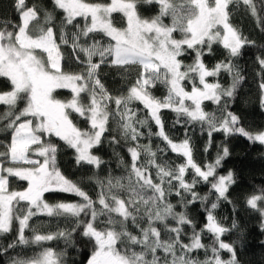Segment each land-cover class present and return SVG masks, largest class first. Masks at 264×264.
I'll return each instance as SVG.
<instances>
[{
  "label": "snow or ice",
  "instance_id": "obj_1",
  "mask_svg": "<svg viewBox=\"0 0 264 264\" xmlns=\"http://www.w3.org/2000/svg\"><path fill=\"white\" fill-rule=\"evenodd\" d=\"M52 3L54 9L64 14L58 38L52 13L45 11L43 24H38V10L35 5L27 6L26 0H15L18 22H0L3 24L0 78L10 84L8 91L0 92V104L7 106L2 117L7 121L4 128L10 133V142L4 143L5 151H0V234L10 233L14 222L18 224L17 237L7 248L59 238L69 242L72 233L82 228V236L92 243L87 264H239L233 245L221 239L229 229L214 215L218 202L228 200L226 194L234 183L232 171L217 175L221 161L229 155L228 148L224 147L223 154H218L214 162L200 165L193 158L189 138L185 136L181 142H174L167 135L160 115L162 109H171L177 113V123L181 122L180 116H186L189 122L207 124L209 143L213 132L222 131L225 137L239 134L264 144V131L252 133L240 126L239 117L227 110L226 103L219 117L203 107L204 101L220 105L225 97H232L243 79L232 58L240 56L241 49L251 42L229 22V5L239 0H110L107 3L52 0ZM140 3L158 4V14L150 19L142 18ZM243 3L251 7L255 16L252 0ZM114 13L122 14L126 27L116 26ZM165 17L171 18L170 24L164 23ZM77 18L84 20L82 26ZM257 19L260 23V18ZM69 26L76 29L71 41ZM177 32L180 38L173 35ZM101 34L102 38L96 39ZM103 37L108 38L107 43ZM69 44L75 60L82 66L78 73L63 69L61 45ZM213 44L222 45L228 59L209 69L202 57L205 47L211 52ZM189 50L195 53L194 60L185 65L181 57ZM96 56L100 57L99 62L93 60ZM258 61L264 69V57H258ZM105 63L120 68L140 67L126 95L112 97L104 88L99 69ZM222 71L232 76L230 87L206 79L217 77ZM157 82L168 89L162 99L151 92ZM184 82L192 85L191 91L186 90ZM260 88L264 93V81ZM58 89L70 90L71 98L58 99L55 95ZM83 93L88 94V103L83 102ZM113 101L114 110L110 108ZM21 102L24 107L19 108ZM135 102L147 110L143 118L140 109L132 106ZM261 105L264 106V94ZM73 113L84 118L89 127H78L72 119ZM111 120L118 125L121 138L134 144L128 147L131 167L126 183L124 178L111 177L106 185L98 181L101 190L94 201L62 174L57 166L59 145L51 137H57L75 151L77 165L99 167L101 159L90 150L103 142ZM151 122L157 126L155 133ZM145 127L149 137L161 138L173 153L184 158V163L172 166L166 160L158 162L151 144L139 143ZM45 136L49 137L47 141ZM111 143L118 144L119 140L112 137ZM142 152L146 164L140 163ZM150 168L156 169L155 181ZM189 169L195 173L190 183L185 179ZM12 178L25 181L26 187L11 190ZM201 181L210 185L209 194L203 197L194 190ZM213 191L217 194L216 201L208 206ZM52 192L74 194L81 199L75 203H49L45 194ZM173 192L180 198L178 205L168 199ZM198 200L206 213V223L200 231L187 212L188 205ZM246 203L264 217V189L249 196ZM178 206L182 210L178 211ZM39 215L66 221L74 218L75 226L71 231L41 234L30 225V220ZM129 224L137 229L135 233ZM186 225L192 229L187 243L183 239ZM232 227H236L235 221ZM29 228L33 232L31 238L25 235ZM205 231L214 237L211 245L202 243ZM198 249L205 250L203 261L190 255ZM221 250L230 253V258L222 259ZM65 255L64 251L56 252L48 247L31 257L12 258L10 264H64Z\"/></svg>",
  "mask_w": 264,
  "mask_h": 264
},
{
  "label": "trees",
  "instance_id": "obj_2",
  "mask_svg": "<svg viewBox=\"0 0 264 264\" xmlns=\"http://www.w3.org/2000/svg\"><path fill=\"white\" fill-rule=\"evenodd\" d=\"M89 2L107 3L110 0H89ZM252 4L256 7L255 16L252 14L251 7L245 5L243 0L229 5V22L246 41L251 42L246 43L241 49L240 56L232 58L236 65V70L239 71L243 79L240 80L235 88L232 97H225L220 105L214 104L211 101H204L203 107L206 112L219 117L223 110V105L226 103L227 110L239 117L240 126L253 133L261 131L264 128V106L261 105L262 91L260 88L261 82L264 81V69L261 68L258 61V57H264V0H252ZM26 5L29 7L36 6L40 15L38 24H43L45 11L52 13L58 38L64 14L61 10L54 9L52 0H26ZM158 12L159 5L156 3L139 4V13L142 18L150 19L156 16ZM258 17L260 18V23H258ZM113 18L116 26L126 27V19L122 14L114 13ZM18 20L19 17L15 11V0H0V22H18ZM77 21L81 26L84 24L82 18H77ZM164 23L170 24L171 18L165 17ZM0 27H3L2 23H0ZM75 30L72 26H69L68 38L70 41L72 32ZM173 35L176 38H180V33L178 32ZM101 38L102 34L96 36V39ZM83 39L82 37V42ZM107 40V37H103L104 43H107ZM91 42V39H89L88 43ZM61 51L64 56V71L72 73L80 72L82 66L75 60L71 44L61 45ZM194 56L195 53L189 50L181 59L185 65H188L193 63ZM202 59L206 67L211 69L218 62L228 59V52L222 45L213 44L211 52H208L205 47V54ZM93 60L99 62L100 57L96 56ZM140 71L141 69L138 65L120 68L105 63L99 69V79L107 92L112 97H117L127 94L128 89L135 82ZM207 80L209 82L218 81L225 88L230 87L232 84V76L223 71L217 77H208ZM184 84L188 87L191 86L188 82H184ZM9 89V82L5 78H0V92L8 91ZM151 92L157 98L162 99L167 95L168 89L163 83L157 82L151 89ZM55 95L61 100L71 98V92L67 89H58ZM81 95L83 102L88 103V94L83 93ZM132 106L140 109L139 115L143 118L147 111L143 108V105L135 102ZM18 107H24V103H18ZM110 108L115 109L114 101L110 105ZM6 110L7 106L0 104V151H5V142H10V133L5 131L4 128L7 121L2 118ZM160 115L165 131L173 141H182L185 136L189 138L193 158L200 165L214 162L218 154H223V148H228L229 155L221 161V165L217 169V175H226L229 171H232L234 179V183L229 186L228 193L226 194L228 200L221 199L218 202L217 209L214 210V215L218 222L229 229V231L221 236V239L225 243L233 245L239 264H264V227H262L264 225V217L260 215L259 211L251 209L246 203L249 196L258 194L260 190L264 189V144L254 143L239 134L225 137L222 131L213 132L211 142L209 143L210 137L208 135L207 124L202 125L198 122H189L186 116H180L181 122L177 123V113L171 109H162ZM72 119L81 129L89 127L88 122L78 114L73 113ZM108 127L109 131L105 133L103 142L90 150L93 155L101 159L102 163L99 167L86 163L77 165L75 151L57 137H51V140L59 145L57 166L62 174L76 183L94 201L97 200L98 193L101 190L98 181H102L106 185L108 179L111 177L113 180L124 178L123 182L126 183V177L131 167V156L128 152V147L134 146V144L125 142L121 138L115 120H111ZM151 129L153 133L158 130L154 122H151ZM142 131L144 135L139 138V143L142 146L151 144L152 150L157 152L158 162L166 160L172 166L184 163V158L173 153L161 138L155 135L149 137L147 127L142 129ZM112 137H116L119 143H111ZM48 139L49 137H44V140L47 141ZM206 148L207 151H205ZM161 149H166V151H160ZM140 163H147L143 152L141 153ZM5 166H8L7 162H5ZM150 174L155 181L156 169L150 168ZM194 175L195 173L191 169L186 171V181L190 183ZM24 187H26L25 181L12 178L10 184L11 190H21ZM209 188V184L201 181L196 184L194 190L199 196L203 197L209 194ZM216 196L217 194L214 191L209 195L208 206H210L211 202L216 201ZM45 198L49 203L60 201L75 203L81 199L74 194L61 192L46 193ZM190 198L189 196L188 199ZM168 199L174 205H178L180 198L173 192ZM177 210L182 209L178 206ZM187 212L196 223V230L200 231L206 223V213L201 202L198 200L188 205ZM81 218L83 219V217ZM233 221L236 222L235 228L232 227ZM169 224H174V221H169ZM30 225L37 228L41 234L59 230L71 231L75 226L74 218L66 221L64 218H50L44 215L33 217L30 220ZM158 226L163 230L162 225ZM129 227L134 233L137 231L131 224H129ZM17 230L18 224L14 222L13 230L10 233L0 234V264H10L12 258L31 257L48 247L56 252H66V255L63 257L64 264H87V260L91 255L92 243L89 242L88 238L82 236V228L72 233V239L69 242L59 238L43 241L40 244L17 245L14 249L7 248V245L16 239ZM191 231V227L186 225L183 237L185 243L188 242ZM25 235L29 238L33 236L31 228L25 230ZM165 238L167 237L165 236ZM213 240L214 237L211 233H207L206 231L203 233V244L211 245ZM4 249H7V251L5 252ZM160 254L162 255V253ZM190 255L203 261L205 250L198 249ZM230 255L227 251L221 250L222 259L227 260L230 258Z\"/></svg>",
  "mask_w": 264,
  "mask_h": 264
},
{
  "label": "rangeland",
  "instance_id": "obj_3",
  "mask_svg": "<svg viewBox=\"0 0 264 264\" xmlns=\"http://www.w3.org/2000/svg\"><path fill=\"white\" fill-rule=\"evenodd\" d=\"M207 79V78H206ZM192 86V85H191ZM191 86L190 87H188L186 84H185V88H186V90L187 91H191ZM262 91V90H261ZM262 94H264V93H262ZM191 104V102L190 101H186V104ZM261 131H264V128L261 130ZM259 132V131H258ZM253 133H256V132H253ZM174 142H177V141H174ZM179 142H181V141H179ZM179 142H177V143H179Z\"/></svg>",
  "mask_w": 264,
  "mask_h": 264
}]
</instances>
